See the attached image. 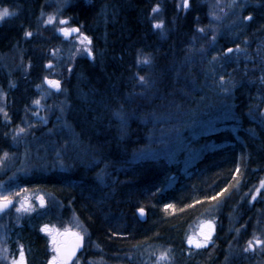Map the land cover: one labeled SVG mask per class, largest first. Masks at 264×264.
<instances>
[{"label": "trees", "instance_id": "16d2710c", "mask_svg": "<svg viewBox=\"0 0 264 264\" xmlns=\"http://www.w3.org/2000/svg\"><path fill=\"white\" fill-rule=\"evenodd\" d=\"M190 1L185 12H178V0H69L63 10L70 27L81 28L91 38L97 57L77 59L69 83L77 75L84 78L70 96L69 123L82 151H88L78 152L85 155L82 160H94L69 170L22 177L10 193L35 186L58 197L66 213L70 210L83 225V254L94 246L97 254L93 257L115 261L145 245L168 250L172 264L264 263L249 247L248 254L244 252L253 215L262 208V201L252 205L251 200L264 180V71L244 79L225 108L212 104L216 99L204 86L206 74L198 64V58L207 64L209 57L193 54L194 48L203 46L196 33L207 26L208 13L203 0ZM49 2L0 0V6L15 12L0 25V56L13 60L19 52L24 63L23 75L0 70L7 111L16 126L22 122V111L33 103L45 71L31 46L39 41L35 32L41 28ZM158 6L172 26L166 38L152 22L153 9ZM243 15L253 18L242 22ZM240 21L239 30L231 38H220L212 50L218 58L225 55L222 69L237 75L246 66L234 60L228 49L242 46V36L252 44L264 40V0H249L241 9ZM41 43L43 50L48 48ZM249 54L252 69L257 57L255 52ZM140 55L152 57L150 89L136 88L137 77L148 75L138 64ZM119 110L123 119L116 114ZM169 111L220 118L211 129L199 131L188 164L161 155L142 157L152 151L147 148L155 131L163 124L172 127ZM228 111L230 118H223ZM160 115L161 120L155 122ZM12 126L0 119V156L14 149L9 135ZM221 192L216 200L207 199ZM140 208L146 210V222L139 217ZM211 210L217 217L213 239L196 249L188 244L190 228ZM53 220L42 210L16 228L13 237L23 250L24 264H49L53 247L42 229Z\"/></svg>", "mask_w": 264, "mask_h": 264}, {"label": "rangeland", "instance_id": "374dc122", "mask_svg": "<svg viewBox=\"0 0 264 264\" xmlns=\"http://www.w3.org/2000/svg\"><path fill=\"white\" fill-rule=\"evenodd\" d=\"M248 2L249 0L202 1L208 13L207 26L205 28L200 27L197 30L196 39H201L203 46L194 48L193 54L202 58H205V56L209 57L207 64L201 58H198V64L206 74L205 81L203 82L204 86L210 90L209 93H211V90L213 91L209 95L216 99L212 104L219 103L220 108H225L227 102L230 103L233 100L232 94L235 91L234 89L243 83L244 79L251 78L253 73L257 74L260 70L264 71V40L260 43L255 42L252 44L250 39H245L242 36L240 38L244 39L241 42L242 46L232 49L231 57L238 63H242L243 67L246 66L240 75H237L236 72H225L222 69L225 66V55H220L218 58L215 52L212 51L217 49L218 38L220 36L224 35L231 38L239 30L238 28L242 24L240 21L241 9ZM65 6L66 0H50L41 20V28L38 32H35L39 41L47 43L46 46L49 48V55L47 54L48 65L46 64L41 84L36 87V93L33 96L35 100L28 109L22 111V122L18 126L12 122V118H10L7 111L4 84L0 79V119L9 121L13 125L9 135L14 145L12 152H5L8 153L7 157L4 154L0 156V180L5 179L4 181H0V185H3L0 187V193H10L22 177L34 175L40 171L69 170L81 162H92L94 160V157L82 160L85 155L78 154V152L85 154L88 151H82L81 142L69 123L71 111L70 96H74L73 92L75 90L74 84L69 83L74 63L77 59L92 57V60H94L97 57L94 51H92L91 39H89L90 43H87V41L81 43V34L73 35L69 38L59 34L61 28H72L63 13ZM189 7L190 0H187V6H185V0H178V12H185ZM3 8L5 7L0 6V10ZM155 9L157 10L153 11L151 16L154 28L162 38H166L172 26L167 23L163 8L158 6ZM9 12L14 13L11 9H9ZM14 16L15 14L5 17L3 21H0V25L7 23ZM50 17L52 18L51 22H49ZM61 20L67 21V23L61 24ZM243 20L244 15L242 22ZM157 24L161 26L156 27ZM55 39H58V41L55 42ZM48 48L46 49L48 50ZM89 50L91 54H89ZM250 51L255 52L257 57L253 62L252 69L248 67V63L251 61L249 57ZM14 55L13 60L8 56H0V70H12L15 74L23 75L24 63L22 55L19 52ZM145 59L149 63H143ZM189 60H192V58H189ZM151 63V56L140 55L138 64L141 68H145L148 71V75L137 77L138 86L136 88L150 89L152 87ZM49 64L51 67H49ZM187 65L190 67L189 61H187ZM239 70L238 72H241V69ZM140 77H144V80L141 81ZM48 80L59 81V88L49 85ZM83 94L84 92L81 91L80 95L83 96ZM36 101H39V103H35ZM116 114H120L123 119L122 110H119ZM167 116L172 120V127L165 124L159 127L155 131V135L150 140L147 148L149 150L152 147V151L142 153V157L161 155L171 160L182 159L188 164L192 161L194 153L191 147L200 139L198 136L199 131L211 129L216 121L220 119L219 117L209 116L199 118L200 115L185 116L184 113L173 114L171 111L168 112ZM161 118L162 116L160 115L154 121L158 122V119L160 121ZM223 118H230V112H226ZM154 124L156 125L157 123ZM21 129L23 131H20ZM19 190L17 192L18 195L12 197L14 198V206L0 215V264H13V260H19L20 253L23 250L13 237L15 236L16 228L19 227L23 220L33 215H40L42 210L47 211L48 214L50 213L54 219L50 225H47V230H43L53 248L56 245L52 242V236H55L58 244H60L62 236H69L71 238L70 233L84 235L85 231L81 222L70 210H68L70 214L66 213L64 205L58 197L47 191L44 192L35 186L22 187ZM263 192L264 187H261L260 182L253 192L255 199L252 198L251 200L252 205L255 202L262 201L260 203L262 208L252 218L253 226L249 240L252 242L250 250L258 256L257 259L259 260L264 258V244L256 243L257 240L264 241ZM38 197L43 198V206L40 205L41 201ZM21 202H23V208L21 207ZM26 203H28V207H26ZM17 208H21V210L17 211ZM25 208H30V210L25 211ZM207 221H212L214 225L213 238L217 221L214 210L208 211L207 214L192 224L188 238L192 237L193 240H201V231L207 230ZM202 225L205 226L203 229ZM66 230L69 233L68 235H65ZM212 238L206 246L211 243ZM249 241L244 244L246 249L249 247ZM189 245L196 248L195 244ZM244 252L248 254V251H245V249ZM162 253L164 254V258L159 259ZM53 254L49 264L52 258L57 255L54 251ZM96 254L97 250L93 246L89 254H84L74 264H172L173 260L168 250L147 247L145 245L133 249L130 253L115 261H105L102 258L93 257ZM248 258L250 257L248 256Z\"/></svg>", "mask_w": 264, "mask_h": 264}, {"label": "snow or ice", "instance_id": "6c2138e0", "mask_svg": "<svg viewBox=\"0 0 264 264\" xmlns=\"http://www.w3.org/2000/svg\"><path fill=\"white\" fill-rule=\"evenodd\" d=\"M185 6H187V0H185ZM156 10L157 9H155V8L153 9V11H156ZM11 15H14V13H10L9 9L6 7L3 8L2 10H0V21H3V19L5 17H9ZM252 18L253 17L251 15L244 17V19H246V20H252ZM51 21H52V18L50 17L49 22H51ZM60 23L66 24L67 21L61 20ZM160 26H161L160 24L156 25V27H160ZM60 31L65 36H69L73 32H79V29L78 28H61ZM201 31H203V29H201ZM25 35L31 36L32 33L26 32ZM81 35H82V39L80 41L81 43H84L85 41H88L90 43L87 36H83V34H81ZM237 48H239V46H237ZM231 51H232V49H228V52H231ZM89 54H91L90 50H89ZM143 63H149V61L147 59H145L143 61ZM49 67H51L50 64H49ZM140 80L143 81L144 77H140ZM47 82L49 83V85L56 87V88H59V86H60L59 81L48 80ZM35 103L38 104L39 101H36ZM20 131H23V129H21ZM7 155H8V153H4L5 157H7ZM2 186L3 185H0V187H2ZM261 187H264V181H261ZM257 191H259V189H257ZM13 195H18V193H8V194L0 193V212H4L6 209L9 208V206H14L13 199H12ZM220 195H222V192L217 193L215 196L207 197V199L216 200L217 196H220ZM38 199H40L41 203H43L42 197H38ZM253 199H255V197H253ZM21 207L23 208V202H21ZM165 207L170 208V207H174V206L173 205H166ZM20 210H21V208H17V211H20ZM24 210L29 211L30 208H25ZM138 211L140 212L141 215L144 214L143 208L138 209ZM204 227L205 226L202 225V229ZM206 228H207L206 231H204V230L201 231V236H202L201 240H193L192 237H189L188 238L189 244H195L196 248H201V247L206 246L208 241L211 240L212 233L214 231V225H213L212 221L206 222ZM43 230H47V226H45V228L42 229V231ZM68 234L69 233L66 230L65 235H68ZM49 235H51V233H49ZM70 235L74 238L73 242L70 246H65V247H60L57 240H56V237L52 236V242L54 245H56L53 248V251L56 252L57 255L52 258V261L50 262V264H69V262L72 260V257L75 256L77 249H79L82 246V243H83V236L82 235H80L79 233H70ZM256 243L257 244H264V241L257 240ZM251 247H252V242L249 241V248H251ZM245 251H248V249H245ZM163 258H164V254L162 253L161 257L159 259H163ZM13 264H24L23 251H21V253H20L19 260H13Z\"/></svg>", "mask_w": 264, "mask_h": 264}, {"label": "bare ground", "instance_id": "6f19581e", "mask_svg": "<svg viewBox=\"0 0 264 264\" xmlns=\"http://www.w3.org/2000/svg\"><path fill=\"white\" fill-rule=\"evenodd\" d=\"M191 2V1H190ZM69 3V0H66V5ZM48 5V4H47ZM11 9V8H9ZM46 9H47V6L45 8V11L44 13L46 12ZM12 10V9H11ZM13 11V10H12ZM14 12V11H13ZM43 13V15H44ZM15 14V12H14ZM68 20V19H67ZM69 21V20H68ZM79 30L81 31V28H79ZM59 34H60V30H59ZM49 35V34H47ZM90 38V37H89ZM220 38H227V36H220L218 38V40ZM91 39V38H90ZM58 41V39H55V42ZM42 46V43L40 41H35V43L31 46V50L32 51H35L38 53L37 55V59H38V64L41 65V67H45L46 64L48 65V61H47V57L49 55V51H47V49L43 50V48L41 47ZM48 54V55H47ZM84 78L81 76V75H77L76 77L73 78V84L75 86V88L79 85L80 81H82ZM35 100V99H34ZM167 107H163V109H166ZM167 110V109H166ZM235 239H238L237 237ZM240 252H242V247L240 246V249H239ZM247 256V255H246Z\"/></svg>", "mask_w": 264, "mask_h": 264}, {"label": "water", "instance_id": "95a60500", "mask_svg": "<svg viewBox=\"0 0 264 264\" xmlns=\"http://www.w3.org/2000/svg\"><path fill=\"white\" fill-rule=\"evenodd\" d=\"M79 32H80V30H79ZM79 32H73V33H71L69 36H65L61 31H60V35H62V36H65L66 38H69V37H71V36H73L74 34H78ZM11 206H9V208H10ZM8 208V209H9ZM7 210V209H6ZM139 216H140V219L143 221V222H146V220H147V214H146V211L144 210V214L143 215H141L140 213H139ZM73 239L74 238H69L68 236H63L62 238H61V244L59 245L60 247H65V246H70L71 244H72V242H73ZM84 243H85V237L83 236V243H82V246L79 248V249H77V251H76V254H75V256H73L72 257V260L69 262V264H72V262L75 260V258L83 251V249H84Z\"/></svg>", "mask_w": 264, "mask_h": 264}]
</instances>
